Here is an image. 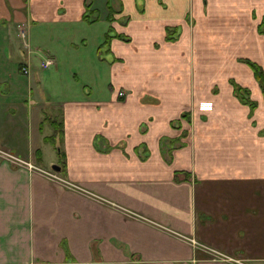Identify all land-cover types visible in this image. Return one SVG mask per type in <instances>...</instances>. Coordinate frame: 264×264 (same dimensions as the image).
I'll return each instance as SVG.
<instances>
[{
  "label": "crops",
  "instance_id": "crops-1",
  "mask_svg": "<svg viewBox=\"0 0 264 264\" xmlns=\"http://www.w3.org/2000/svg\"><path fill=\"white\" fill-rule=\"evenodd\" d=\"M99 19L113 82L91 99L60 55ZM263 20L264 0H0V149L116 204L0 161V264H237L189 238L264 264V95L244 62L264 72Z\"/></svg>",
  "mask_w": 264,
  "mask_h": 264
},
{
  "label": "rangeland",
  "instance_id": "rangeland-1",
  "mask_svg": "<svg viewBox=\"0 0 264 264\" xmlns=\"http://www.w3.org/2000/svg\"><path fill=\"white\" fill-rule=\"evenodd\" d=\"M84 26H85L84 28H86L87 30V31H83V35H85L86 42L85 43H83L82 41L77 42L76 47H73L76 48V50L73 51V55L75 56L72 57L73 59L67 55L65 56L60 55L61 66H64V64L66 66V64H68L67 67H70L72 60L76 58L81 60V64L80 63L75 64L74 65L75 69H73L74 72L77 73L79 77V79L76 81L77 83H75V87H76L75 92H77L80 95L81 94L83 95L82 90H84L85 93L84 97H88V98L90 97L91 99H99L102 97L108 98L110 95V88H111L109 85L113 82L112 70L110 67V64L113 60L112 57L110 56L111 54L107 52L108 46L104 44V40H105L104 36L107 33L108 25L106 24V22L99 19L98 22L94 24H84ZM188 59H189V65L191 66V70H194V67L196 65L195 61L192 59V56H189ZM75 92L73 95L77 94ZM122 94L124 95L125 93L122 92ZM253 97L255 96L252 94V91H250L249 89H244L242 100L244 101V103H246V105H248L247 106L248 108L249 107L251 108L250 112H253L252 110L255 108V106H257V102L253 99ZM189 108L190 106L188 107V110L190 109L191 111L193 110L192 108L190 109ZM0 161L7 162L11 164L12 167L14 168H26L29 172L40 173L41 175L46 177L48 176L44 172L51 171L56 175L55 177L56 179H54V182L59 183L64 187L76 191L80 194L88 195V196L90 195L92 197L96 196V194H94L93 192H88L78 185H71L68 182L64 181L59 176V174L53 171L52 169L44 170L38 168L31 162L23 160L19 158L16 154L5 151L3 149H0ZM96 197L104 205L115 208L116 204L114 202L98 196ZM123 211L126 210L123 209ZM198 247L200 246L198 245ZM205 252H207V250Z\"/></svg>",
  "mask_w": 264,
  "mask_h": 264
},
{
  "label": "built area",
  "instance_id": "built-area-1",
  "mask_svg": "<svg viewBox=\"0 0 264 264\" xmlns=\"http://www.w3.org/2000/svg\"><path fill=\"white\" fill-rule=\"evenodd\" d=\"M21 37H24V33H23V32L21 33ZM52 65H53V61H52V60H45V61H43L42 64H41V66H42L43 69H47V68H49V67L52 66ZM21 71H22V73H23L24 75H28V74H29V68H28V66H23V67L21 68ZM44 173H46L47 176H48L49 178L53 179V181H54V179H56V178H55L56 175H55L53 172H51V171H46V172H44ZM46 174H45V175H46ZM188 240H189V242L192 244V246H193L195 249L200 250L201 248H204V249H201V250H203V251H206V250H207V252H209V253H211V254L213 253V259H215V260H220V261H233V262H235V263H237V264H244V263L241 262L240 260H238V261L232 260V259H230L229 257H227L226 255H223V254L218 253V252L215 251L214 249H211V248H208V247H206V246H203L202 244L198 243L197 241H195V240L192 239V238H189ZM198 245H199L201 248L198 247Z\"/></svg>",
  "mask_w": 264,
  "mask_h": 264
},
{
  "label": "trees",
  "instance_id": "trees-1",
  "mask_svg": "<svg viewBox=\"0 0 264 264\" xmlns=\"http://www.w3.org/2000/svg\"><path fill=\"white\" fill-rule=\"evenodd\" d=\"M89 16H90V6L87 5L86 6V12H85V14L83 16V19L86 22H92V20H90ZM263 25H264V20L259 25V29L262 28ZM109 42H110V37H109V35H107L106 36V40H105V44L108 45ZM244 62L247 63V65L249 66L250 70L253 73V76H254L255 80L260 84L261 90H262L263 95H264V72H263L261 66H259L258 64H256L255 62H252L250 60L249 61L245 60ZM239 91H241V93H239L238 96L242 99L244 91L242 92V89L239 90Z\"/></svg>",
  "mask_w": 264,
  "mask_h": 264
},
{
  "label": "water",
  "instance_id": "water-1",
  "mask_svg": "<svg viewBox=\"0 0 264 264\" xmlns=\"http://www.w3.org/2000/svg\"><path fill=\"white\" fill-rule=\"evenodd\" d=\"M53 171L55 172H60V167L56 166V165H53L52 168H51Z\"/></svg>",
  "mask_w": 264,
  "mask_h": 264
}]
</instances>
